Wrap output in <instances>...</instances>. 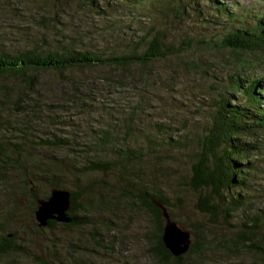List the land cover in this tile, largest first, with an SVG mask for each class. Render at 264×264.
Here are the masks:
<instances>
[{
  "label": "rangeland",
  "instance_id": "obj_1",
  "mask_svg": "<svg viewBox=\"0 0 264 264\" xmlns=\"http://www.w3.org/2000/svg\"><path fill=\"white\" fill-rule=\"evenodd\" d=\"M89 1L0 0V49L75 48L109 56L127 50L125 39L130 35L139 41L150 26L162 28L168 42L180 49L187 36L210 41L222 34L221 24L228 21L216 17L218 7L232 9L235 18L252 24L264 16V0H114L112 5L99 3L95 10L86 7ZM178 49L164 60L123 70L42 72L34 76L31 91L14 77H0V144H13L20 131L28 138L20 144L25 154L17 158L18 168L0 167V234L13 236L11 246L21 252L0 256V264H155L143 239L154 233L153 219L143 206L127 208L124 202V192L134 186L136 194L145 190L165 198L172 219L190 232L191 241L195 236L199 249L209 247L181 264H264V217L257 227L249 223L252 215L264 214V150L257 158L259 170L248 203L227 222L200 213L198 193L189 186L208 106L224 95L239 61L251 68L248 77L264 79V53L235 57L228 50L201 46L181 54ZM228 99L244 101L239 95ZM105 132L119 137L124 149L136 150L138 160L125 168L116 161L103 174L79 173L92 160L87 147L93 142L109 152L107 160L114 159L107 142L97 139ZM169 138L184 148H167L163 141ZM41 140H62L68 146L46 148ZM51 165L58 168L62 190L79 195L90 225L36 227L22 179L30 178L37 197L44 199L51 189L40 178L53 175ZM106 204L108 213L98 212ZM241 236L250 241L239 240Z\"/></svg>",
  "mask_w": 264,
  "mask_h": 264
},
{
  "label": "trees",
  "instance_id": "obj_2",
  "mask_svg": "<svg viewBox=\"0 0 264 264\" xmlns=\"http://www.w3.org/2000/svg\"><path fill=\"white\" fill-rule=\"evenodd\" d=\"M99 3H107V6L109 3L112 5L114 0H90L86 7L95 10ZM231 10L218 7L215 11L216 17L220 18L222 16L224 20L228 21L223 23L224 25L221 24L223 27L222 34L216 35L217 37L215 36V39L210 41H205L202 37L196 39L187 36L181 41L180 49L182 51L179 54L186 51L184 49H194L200 46L205 50H228L235 57L246 53H264V16L252 24L249 20L242 19V17L235 18ZM97 12L99 13V11ZM197 12V16L201 17V11ZM126 36L128 35L126 34ZM128 37L125 39L127 50L120 49L119 54L117 52L109 56L75 48H64L62 52H45L40 47H32L15 53L0 49V77H14L22 89L31 91L35 85L34 76L42 72L62 73L68 70L97 67L123 70L131 66H146L156 60H164L168 55L175 54L176 49H178V44L168 42L166 32L162 28H155L154 26H150L147 32H141L139 41H134L135 36L130 37L129 35ZM122 40H124V37ZM120 45L123 46V42ZM243 62L247 61L244 60ZM262 62L264 63V58ZM248 70H251L249 66L240 63V61L236 63L233 72L230 76L228 75L229 81L223 87L224 95H221L217 102L215 101L208 106V115L204 122L201 139L198 142L200 145L199 150L191 165L189 186L194 192L198 193L196 208L200 213L207 215L212 221L216 222L218 220L227 222V218H230L248 203L250 193L256 185L255 178L259 170L256 165L258 164L257 158L264 150V79L248 77ZM226 95L231 98L234 95L243 96L244 101L232 102ZM27 114L25 112V115ZM15 135H17L18 140L14 138L16 142L13 144L12 142H7L4 146L0 144V167L10 165L17 169V158L25 154V150L20 144H24L28 139L26 137L27 133L20 131ZM97 139L100 142H107L110 150L115 153L114 159L112 161L107 160V153L109 152L98 145V142H93L92 146L88 145L87 147L90 150L89 156L92 157V160L89 161L90 163L87 166L81 168L79 173L103 174L112 167V164L118 161L123 162L125 168L130 162L135 164L138 160L135 154L136 150L128 147L124 149V146L120 145L119 137H115L111 133L108 135L105 132L103 136H98ZM50 141L41 140V145L54 149L67 145L62 140ZM163 144L173 150L184 148V144H180L178 140L171 138L164 140ZM98 149L101 150L98 151ZM54 168L53 165L50 166L49 170H55L52 172L51 177L48 176V179L45 178V180L40 178V180L45 182L50 189H63L58 184V180L60 181L58 168ZM42 175L47 176V172L42 173ZM22 185L29 192L28 195L34 212L36 200L39 199L34 182L25 177L22 179ZM89 189L84 190L86 194L88 193L87 195L91 193ZM136 191V186H134L124 192V202L127 204V208H131L133 205H141L151 215L154 233L150 236L145 234L143 239L147 245V255L155 264H181L190 256L208 252L209 247L207 245L201 247L204 248L203 250L199 249V242L193 236L192 244L187 253L178 258L173 257L164 247L162 241L164 220L161 211L154 205V202H157L169 211L167 200L159 197L156 193L151 194L142 190L139 194H136ZM69 193L71 208L67 215L71 219V223L62 224L49 221L44 229H51L58 225L62 228L71 229L91 224L89 216L78 204L79 195L74 192ZM14 203L17 204L16 201ZM109 208L108 204L102 205L98 212L108 213ZM77 213L83 214L81 218L76 215ZM169 216L172 221L177 222L172 219L170 214ZM263 217L264 214L260 216L257 214L252 215L249 221L250 225L257 227ZM178 224L181 225V223ZM42 229L38 228V230ZM1 231L0 225V233ZM13 239L10 234L6 236L0 234V256L21 253L11 246ZM239 240L250 241L249 238H243V236ZM250 244L251 242L246 246L248 250H250ZM261 260L264 263V253Z\"/></svg>",
  "mask_w": 264,
  "mask_h": 264
},
{
  "label": "water",
  "instance_id": "obj_3",
  "mask_svg": "<svg viewBox=\"0 0 264 264\" xmlns=\"http://www.w3.org/2000/svg\"><path fill=\"white\" fill-rule=\"evenodd\" d=\"M154 205L159 208L164 220L162 229L164 247L175 258L184 255L192 244L190 232L171 220L166 207L157 202H154ZM70 208V193L66 190L52 188L46 198L36 200L34 211L36 227L44 228L49 221L62 224L71 223V219L67 215Z\"/></svg>",
  "mask_w": 264,
  "mask_h": 264
}]
</instances>
